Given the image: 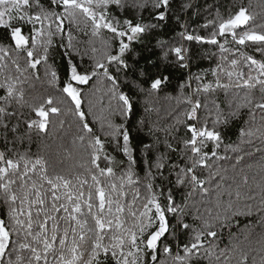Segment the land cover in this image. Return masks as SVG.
<instances>
[{"label":"snow or ice","instance_id":"snow-or-ice-1","mask_svg":"<svg viewBox=\"0 0 264 264\" xmlns=\"http://www.w3.org/2000/svg\"><path fill=\"white\" fill-rule=\"evenodd\" d=\"M0 264H264V0H0Z\"/></svg>","mask_w":264,"mask_h":264},{"label":"trees","instance_id":"trees-1","mask_svg":"<svg viewBox=\"0 0 264 264\" xmlns=\"http://www.w3.org/2000/svg\"><path fill=\"white\" fill-rule=\"evenodd\" d=\"M208 2L211 3V2H213V0H208ZM230 2L234 3L238 6L241 2L247 4L248 0H230ZM253 2L255 3L256 0H253ZM200 3H203V0H200ZM174 36H175V33L171 32L169 30H165V33L162 36V38L163 39H170V38H173ZM153 43H154V41H153ZM197 47H200V46H197L194 44L193 50L195 51V49ZM208 47L209 46H207V45L202 46L203 49H206ZM156 51L158 52V50H156ZM142 55L148 56V55H150V53L147 51H142ZM153 58H155V56H153ZM143 62H144L143 60L140 61L141 64H143ZM209 63L210 62L208 60H196L193 63L192 71H198L202 67H207ZM178 79H179V75L177 73H173L172 83L165 87V92L170 93V94H174V89H175V86H176ZM37 87H39V85H37ZM160 96H161V99L159 101H155V100L153 101L155 106L157 108L161 109L159 113L154 111L150 114H145V112L143 110L142 102H140V101L136 102L135 113L129 117V121L127 124V127L132 131L133 136H136V134H137L136 133V125H137V121H139L141 118L150 119L152 121H155L158 118H163L166 115L165 109L168 108V103L163 100V96H164L163 92L160 94ZM84 107H85V111H86L87 110V104L86 103H85ZM89 119H91V118H89ZM117 119H119V118H117ZM134 143H135V141H134ZM67 145H68V147H71L70 140L67 142ZM32 151L33 152L37 151V148L35 145H33ZM66 163H70V161L66 162ZM138 172H139V175H141V176L143 175L142 171L138 170Z\"/></svg>","mask_w":264,"mask_h":264}]
</instances>
